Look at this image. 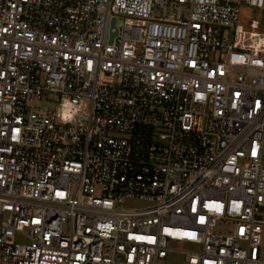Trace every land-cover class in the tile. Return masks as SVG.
Returning <instances> with one entry per match:
<instances>
[{
  "label": "built area",
  "instance_id": "1",
  "mask_svg": "<svg viewBox=\"0 0 264 264\" xmlns=\"http://www.w3.org/2000/svg\"><path fill=\"white\" fill-rule=\"evenodd\" d=\"M262 22L264 0H0V264H264Z\"/></svg>",
  "mask_w": 264,
  "mask_h": 264
},
{
  "label": "rangeland",
  "instance_id": "2",
  "mask_svg": "<svg viewBox=\"0 0 264 264\" xmlns=\"http://www.w3.org/2000/svg\"><path fill=\"white\" fill-rule=\"evenodd\" d=\"M252 19L259 20L261 22V10L257 8H253L247 5L239 6V23L246 29L249 28V23ZM260 32H264V22L261 23L259 28L257 29ZM55 96L53 95H43L41 99L35 102V105L38 108H52L54 106ZM125 137V135H120ZM145 202L128 200L124 202L123 205L129 207H139L145 205ZM261 219L264 220V214H261ZM231 229V225L228 223H219L216 226V231L218 233L227 234ZM263 238V247H264V229L262 233ZM170 248L178 249V250H196L199 249V246L184 243V242H172L168 244ZM163 264H183V253L179 251H171L168 253L166 259L163 261Z\"/></svg>",
  "mask_w": 264,
  "mask_h": 264
},
{
  "label": "clouds",
  "instance_id": "3",
  "mask_svg": "<svg viewBox=\"0 0 264 264\" xmlns=\"http://www.w3.org/2000/svg\"><path fill=\"white\" fill-rule=\"evenodd\" d=\"M86 102L77 101L65 96L56 109V117L61 123L74 122L82 114Z\"/></svg>",
  "mask_w": 264,
  "mask_h": 264
},
{
  "label": "crops",
  "instance_id": "4",
  "mask_svg": "<svg viewBox=\"0 0 264 264\" xmlns=\"http://www.w3.org/2000/svg\"><path fill=\"white\" fill-rule=\"evenodd\" d=\"M262 257L264 258V247H263V244H262Z\"/></svg>",
  "mask_w": 264,
  "mask_h": 264
},
{
  "label": "water",
  "instance_id": "5",
  "mask_svg": "<svg viewBox=\"0 0 264 264\" xmlns=\"http://www.w3.org/2000/svg\"><path fill=\"white\" fill-rule=\"evenodd\" d=\"M113 19L111 20V26L113 25ZM112 36H113V34H111V36H110V40H111V38H112Z\"/></svg>",
  "mask_w": 264,
  "mask_h": 264
}]
</instances>
